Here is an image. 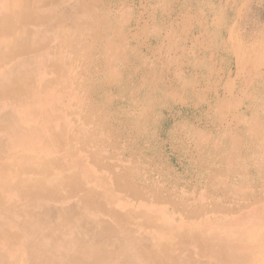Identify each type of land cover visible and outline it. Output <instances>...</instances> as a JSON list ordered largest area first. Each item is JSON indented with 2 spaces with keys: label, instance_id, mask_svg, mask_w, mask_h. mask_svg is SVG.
I'll list each match as a JSON object with an SVG mask.
<instances>
[{
  "label": "rangeland",
  "instance_id": "1",
  "mask_svg": "<svg viewBox=\"0 0 264 264\" xmlns=\"http://www.w3.org/2000/svg\"><path fill=\"white\" fill-rule=\"evenodd\" d=\"M80 1L102 30L75 41L0 8V264H264V0L231 44L215 0H145L164 39L119 50L140 0Z\"/></svg>",
  "mask_w": 264,
  "mask_h": 264
},
{
  "label": "crops",
  "instance_id": "2",
  "mask_svg": "<svg viewBox=\"0 0 264 264\" xmlns=\"http://www.w3.org/2000/svg\"><path fill=\"white\" fill-rule=\"evenodd\" d=\"M161 0H155L152 7H156V11L160 5ZM254 0H220L219 7L221 9H234L235 19L231 23L232 27H228L227 39L233 42L234 34L239 24L240 18H244L248 10L250 9ZM88 11L83 13V7L80 0H48L44 7H42L43 13H48L50 21V29L47 31H52V26H56V32L58 34H69L72 35V40H79L76 34H83L86 31L89 32H100L102 30L101 26L97 21L91 19L93 15L95 16L96 11L93 4L89 2ZM145 0H140V5H136V9L132 14L127 12H121L116 18H118V24L109 25L110 29L103 31L106 39V46L115 47L119 50L125 49L126 44L135 43L133 49H144L147 48L154 38V35L158 38V44L164 39L163 34L155 30V18L154 14H150L143 7ZM175 27H178L182 32L194 31L196 27V15L193 13L192 9H187L184 12L178 13L174 21L172 22ZM32 26L33 24H28L26 26ZM89 28V29H88ZM264 33V28L262 30ZM262 33H258L255 38L263 37ZM115 36V37H114ZM196 36L193 33V39ZM118 39V41H116ZM200 43V40L199 42ZM157 46V45H156ZM118 54H121L118 52ZM123 56V54H121ZM58 59V58H57ZM59 61V60H58Z\"/></svg>",
  "mask_w": 264,
  "mask_h": 264
},
{
  "label": "bare ground",
  "instance_id": "3",
  "mask_svg": "<svg viewBox=\"0 0 264 264\" xmlns=\"http://www.w3.org/2000/svg\"><path fill=\"white\" fill-rule=\"evenodd\" d=\"M47 1L48 0H0V8L2 9L8 5L15 6L17 9H16V12H14V14H16L17 16L14 17V19H15L14 22L21 23L24 26H26L28 24H34L35 26H38V27H40V29L43 30L44 28L49 27V25H50L49 18H51V17L47 16L48 13L45 14L43 12H38V10L40 8L44 7L45 4L47 3ZM22 9L25 11L24 13L18 11V10L23 11ZM14 22L10 23V21H9V25L7 26V28L15 25ZM0 31L1 32L5 31V27L3 25H1ZM36 39L37 38H34L32 40V42H34ZM17 40H18V38L9 39V41L6 42L7 43L6 49L8 52L11 53V55H27L30 51H32V48L25 47V46H18L16 49H13V45H15L14 43H16ZM42 40H43V38H42ZM43 43L44 42H42V44L40 43L41 48L44 45ZM54 50H56V48ZM41 60L44 62V64L47 66V68L51 72H55V74H56L55 78L54 77L49 78V82L51 84H52V82H55L53 80H56L58 82H60V80H63L61 78L62 75L61 74L59 75V72H58L61 63L55 57V52L53 51L52 47L47 48V51H45V53L42 55ZM26 61H27V58H26ZM5 92H6L5 89L0 90V94L5 93ZM30 184H32V183L28 184L26 181H25L24 185H23V183H21L22 188L20 189V192L22 193V195L24 197H26V200L29 199L35 192L42 194L40 190L35 189L33 187V185H30ZM35 184H39V183L35 182ZM52 262H51V264H52Z\"/></svg>",
  "mask_w": 264,
  "mask_h": 264
},
{
  "label": "trees",
  "instance_id": "4",
  "mask_svg": "<svg viewBox=\"0 0 264 264\" xmlns=\"http://www.w3.org/2000/svg\"><path fill=\"white\" fill-rule=\"evenodd\" d=\"M219 1L220 0H215V1H210V3L212 4V8L213 9H215L216 11H218V13H221V12H226V13H229V15H230V17H231V19L229 20L230 21V23H232L233 22V20L235 19V14H234V9H231V8H229V9H221L220 7H219ZM229 23V24H230ZM169 123L171 124V120H169ZM168 124V123H167ZM170 126V125H169ZM166 129V128H165ZM165 129H164V131H165ZM167 132V131H166ZM165 132V133H166Z\"/></svg>",
  "mask_w": 264,
  "mask_h": 264
}]
</instances>
